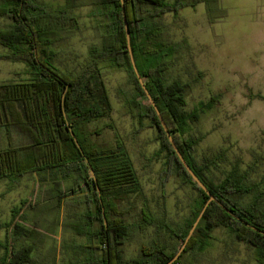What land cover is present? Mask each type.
<instances>
[{
	"label": "trees",
	"instance_id": "1",
	"mask_svg": "<svg viewBox=\"0 0 264 264\" xmlns=\"http://www.w3.org/2000/svg\"><path fill=\"white\" fill-rule=\"evenodd\" d=\"M87 2L99 44L93 45L86 61L78 70L63 71L56 66L58 41L67 32L79 27L76 7ZM206 4L208 18L220 17L219 0H124L130 29L131 47L136 66L159 108L178 149L197 176L214 195L180 258L173 264H199L200 256L214 245L217 231H224L235 250L246 246L254 264H264V165L256 151L245 162L238 157L223 178L213 176L214 169L224 163L227 152L222 149L200 161L196 147L200 136L192 127L203 114L220 101V95L201 101L189 108L187 99L190 82L170 75L180 44L168 35L165 15L180 17L184 7ZM67 7L52 10L40 0H0V17L9 20L0 28V60L22 63L29 79L0 84V129L8 135L16 132L23 140L8 141L0 149V179H16L27 173H50L54 183L81 179L85 187V210L79 220L66 225L85 236V244H76V255L69 264H166L179 251L209 196L197 185L177 156L163 129L157 113L147 98L133 69L128 50L121 0H67ZM106 66L122 70L127 75V87L121 90L124 104L132 117L156 131L160 148L157 155L164 159V182L175 176L181 188L194 189L189 213L181 221L168 222L155 215L147 203L141 207V219L126 223L119 211L120 203L142 196L137 170L123 140L115 147L98 144L92 139L89 123L110 116L112 104L105 85ZM253 97L264 100L261 93ZM173 126V127H172ZM105 127H112L105 125ZM73 133V134H72ZM95 134H99L98 130ZM80 189V188H79ZM74 194L78 193L74 188ZM61 192V191H59ZM58 205H62L60 193ZM165 200L162 203L166 213ZM25 203V202H23ZM16 208L12 220L5 224L7 234L0 264H32V245L11 244L20 237H29L25 217ZM16 218L20 220L16 221ZM157 227L177 240L179 249L168 252L165 240L156 237L137 259L127 260L121 246L134 230Z\"/></svg>",
	"mask_w": 264,
	"mask_h": 264
},
{
	"label": "rangeland",
	"instance_id": "2",
	"mask_svg": "<svg viewBox=\"0 0 264 264\" xmlns=\"http://www.w3.org/2000/svg\"><path fill=\"white\" fill-rule=\"evenodd\" d=\"M40 1L54 11L68 5L67 0ZM83 4L75 8L79 27L67 32L56 44L59 51L56 66L63 71L78 70L86 61L89 49L99 44L90 17L91 6L87 2ZM219 7L220 17L214 22L209 20L204 2L196 7L182 8L178 19L169 12L164 21L169 37L180 44L170 75L190 82L189 108L220 95V101L202 115L192 127V133L202 138L196 147L200 161L222 149L227 152L226 161L213 171L215 178L222 179L223 171L229 170L238 157L249 162L256 151L263 156L264 162V100L253 97L257 93L264 95V0H219ZM8 23V19L0 17V28ZM0 51H4L2 47ZM105 71L112 112L109 117L89 123L92 139L98 144L115 147L121 138L142 185V196L120 203L119 211L123 215L115 214V217H123L126 223L137 222L141 219V207L147 203L160 218L168 222L181 221L189 213L194 189L191 186L181 188L175 176L163 181L164 159L156 154L160 145L155 129L148 126V120L141 125L125 108L121 90L127 87L126 72L108 66ZM29 77L24 64L0 60V84ZM107 124L112 127H105ZM97 130L99 134H95ZM9 140L16 144L23 141L16 132L8 135L0 129V149L6 148ZM263 170L264 165L261 172ZM58 179L61 178L54 179L50 173H27L16 179H0V256L5 251L7 234H13V227L8 231L5 224L12 220L13 211L21 207L19 218L24 216L26 223L23 224L35 231L29 237L12 240L11 244L14 242L17 247L32 245V264H69L81 258L73 246L85 244L87 239L66 224L79 220L84 212L85 204H76V201L84 200L86 189L83 183L78 187L81 179H63L59 186L54 183ZM73 188L78 193L74 194ZM57 193L62 195L61 206L57 197L51 198ZM156 237L165 240L168 252L180 247L166 232L149 227L145 231H133L121 246L124 257L137 259ZM199 260V264H254L251 251L246 246L235 250L224 231H217L213 247ZM184 261L192 264L193 260L186 256Z\"/></svg>",
	"mask_w": 264,
	"mask_h": 264
},
{
	"label": "water",
	"instance_id": "3",
	"mask_svg": "<svg viewBox=\"0 0 264 264\" xmlns=\"http://www.w3.org/2000/svg\"><path fill=\"white\" fill-rule=\"evenodd\" d=\"M122 2V9H123V15H124V21H125V29H126V39H127V45H128V50H129V53H130V59H131V63H132V66H133V69L138 77V80L147 96V98L149 99L150 103L152 104L155 112L157 113L158 117H159V120L161 122V125L163 127V129L165 130L172 146H173V149L175 150L177 156L179 157V159L181 160V162L183 163L184 167L186 168L187 172L190 174V176L193 178V180L197 183V185L209 196V199L208 201L206 202V204L204 205L201 213L199 214V216L197 217L196 221L194 222L192 228L190 229L184 243L182 244L181 248L179 249V251L175 254V256L169 261L167 262L166 264H173L174 262H176L179 258H180V255L183 253V251L185 250L190 238L192 237L194 231L196 230L197 228V225L200 221V219L202 218L206 208L208 207V205L210 204V202L214 201L215 200V197L214 195L208 190L207 186L202 182V180L197 176V174L194 172V170L190 167V165L187 163V161L185 160L184 156L182 155V153L180 152V150L178 149V146L177 144L175 143L174 141V138L173 136L171 135L169 129H168V126L159 110V108L157 107L153 97L151 96L150 92L148 91L145 83H144V80L142 78V76L140 75L139 71H138V68L136 66V62H135V59H134V56H133V51H132V47H131V36H130V29H129V24H128V21H127V15H126V9H125V4H124V0H121ZM73 134V133H72Z\"/></svg>",
	"mask_w": 264,
	"mask_h": 264
}]
</instances>
